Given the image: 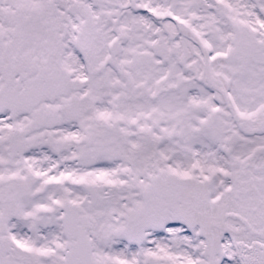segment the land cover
Segmentation results:
<instances>
[{"label":"snow or ice","instance_id":"snow-or-ice-1","mask_svg":"<svg viewBox=\"0 0 264 264\" xmlns=\"http://www.w3.org/2000/svg\"><path fill=\"white\" fill-rule=\"evenodd\" d=\"M0 264H264V0H0Z\"/></svg>","mask_w":264,"mask_h":264}]
</instances>
